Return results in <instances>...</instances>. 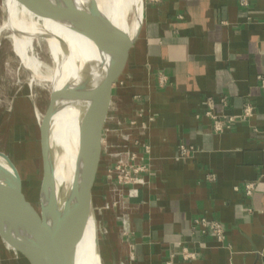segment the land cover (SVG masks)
<instances>
[{
    "label": "crops",
    "instance_id": "1",
    "mask_svg": "<svg viewBox=\"0 0 264 264\" xmlns=\"http://www.w3.org/2000/svg\"><path fill=\"white\" fill-rule=\"evenodd\" d=\"M260 78L264 0H145L142 31L117 89L122 122L106 134L96 197L103 264H264ZM208 113L235 121L217 133ZM125 151L142 181L122 189L127 228L110 177L112 155ZM250 183L255 191L247 197ZM0 264L27 263L0 239Z\"/></svg>",
    "mask_w": 264,
    "mask_h": 264
},
{
    "label": "water",
    "instance_id": "2",
    "mask_svg": "<svg viewBox=\"0 0 264 264\" xmlns=\"http://www.w3.org/2000/svg\"><path fill=\"white\" fill-rule=\"evenodd\" d=\"M27 1L45 17L54 18L57 14L55 0H49L43 11ZM143 2L142 23L134 39L113 26L112 42L104 48L98 44L110 54L111 59L106 74L95 85L88 84L91 72L81 87L67 85L69 87L64 86L60 91H50L49 103L39 120L38 145L42 169L39 206L28 198L14 164L8 156L0 153V158L7 163V166L0 163V239L27 264H75L76 247L89 218L93 216L96 220V197L103 183L106 134L115 131L122 122L116 106L117 89L123 82L132 50L142 31L145 0ZM61 100L89 103L81 121L77 175L63 210L53 179L50 145L51 120ZM111 106L113 109L107 119Z\"/></svg>",
    "mask_w": 264,
    "mask_h": 264
},
{
    "label": "bare ground",
    "instance_id": "3",
    "mask_svg": "<svg viewBox=\"0 0 264 264\" xmlns=\"http://www.w3.org/2000/svg\"><path fill=\"white\" fill-rule=\"evenodd\" d=\"M29 1L43 11L49 0ZM27 2L14 0L13 4L6 0L8 16L0 27V35L5 31L10 33L14 53L32 76L30 85H45L51 93L67 85L81 87L91 72L88 84L95 85L110 65V54L103 48L114 39L112 27L134 39L142 23L144 3L143 0H119L116 3L115 0H55L57 14L49 18ZM133 5L132 19L128 23L124 14ZM37 47L48 54L49 62L38 59ZM88 106V102L61 100L51 120L53 179L62 210L76 179L81 121ZM37 116L40 120L39 114ZM0 163L7 166L1 158ZM122 193L120 190L115 195L120 198ZM100 256L98 227L91 216L76 247L75 264H101Z\"/></svg>",
    "mask_w": 264,
    "mask_h": 264
},
{
    "label": "rangeland",
    "instance_id": "4",
    "mask_svg": "<svg viewBox=\"0 0 264 264\" xmlns=\"http://www.w3.org/2000/svg\"><path fill=\"white\" fill-rule=\"evenodd\" d=\"M11 1L14 4V0ZM118 1L115 0V3ZM7 16L6 0H0V27ZM8 33L5 31L0 35V153L8 156L15 165L28 198L39 206L42 169L37 115L41 117L46 110L50 90L45 85H30L32 76L14 53ZM36 55L41 61H50L48 54L39 47L36 48ZM105 188L107 192V186ZM104 209H108L107 205ZM95 215L101 240L104 229L99 212L95 211Z\"/></svg>",
    "mask_w": 264,
    "mask_h": 264
},
{
    "label": "built area",
    "instance_id": "5",
    "mask_svg": "<svg viewBox=\"0 0 264 264\" xmlns=\"http://www.w3.org/2000/svg\"><path fill=\"white\" fill-rule=\"evenodd\" d=\"M261 82H262V86L264 87V79L260 78ZM251 107H247L244 110V114L246 117L251 115ZM208 115L214 120V124H213V128L215 130V132L217 133H221L223 132L226 128H229L230 125L232 123H234L235 118H229V119H220L219 117H217L216 115H214V113H208ZM186 148L182 147L181 151L183 153L186 152ZM113 157H115L117 159V164L115 165V168H113L110 171V177H116V183H113L111 185V192L114 196H116L118 198V202L115 203L118 207V209L122 210L121 213L122 215L120 216V221L123 225V228L128 226V217H127V203L123 201V193L119 196L116 194L115 192H119L120 190H122L124 187H126L127 185H132L133 183H137L140 184L142 183L141 180L139 179H134L133 174H132V168H131V161H132V154L128 151L125 152H116L112 155ZM255 191V184L250 183L247 184L245 186V192L247 197H251L254 194ZM133 195H137V192H130V196ZM121 199V200H120ZM215 231L218 234H222V228L219 224H216L213 226Z\"/></svg>",
    "mask_w": 264,
    "mask_h": 264
}]
</instances>
